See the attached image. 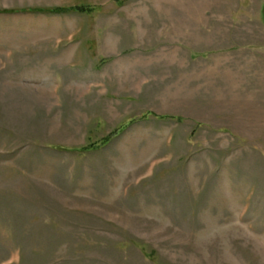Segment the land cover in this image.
Returning a JSON list of instances; mask_svg holds the SVG:
<instances>
[{
  "label": "rangeland",
  "instance_id": "374dc122",
  "mask_svg": "<svg viewBox=\"0 0 264 264\" xmlns=\"http://www.w3.org/2000/svg\"><path fill=\"white\" fill-rule=\"evenodd\" d=\"M0 264H264V0H0Z\"/></svg>",
  "mask_w": 264,
  "mask_h": 264
},
{
  "label": "trees",
  "instance_id": "16d2710c",
  "mask_svg": "<svg viewBox=\"0 0 264 264\" xmlns=\"http://www.w3.org/2000/svg\"><path fill=\"white\" fill-rule=\"evenodd\" d=\"M74 10H81V11H85V8L82 6V5H78V6H75L73 7ZM16 10V9H15ZM14 10V11H15ZM23 12H38V11H44V12H51V13H54L56 12V9H45V8H42V9H34V8H27V9H21ZM58 10V9H57ZM7 11H11V10H6ZM14 11H11V12H14ZM127 126V124H122L120 127H118L115 131L111 132L109 135L105 136L104 138H102L100 141H95V142H91V143H88V144H85V145H82L79 150L80 153H85L86 151H88L89 149H96L99 147V144L100 142L105 144L107 143L112 136L114 135H117L119 133V131H122L125 129V127ZM102 144V145H103Z\"/></svg>",
  "mask_w": 264,
  "mask_h": 264
}]
</instances>
